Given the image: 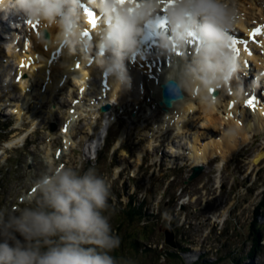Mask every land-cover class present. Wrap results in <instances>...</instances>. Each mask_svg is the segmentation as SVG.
I'll return each mask as SVG.
<instances>
[{
	"label": "rangeland",
	"instance_id": "1",
	"mask_svg": "<svg viewBox=\"0 0 264 264\" xmlns=\"http://www.w3.org/2000/svg\"><path fill=\"white\" fill-rule=\"evenodd\" d=\"M13 45L9 39L0 44V63L11 60V71H7L8 67L4 70L7 75L0 68V209L26 206V201L35 195V182L49 166H71L81 171L94 167L111 182L110 208L106 214L110 215L113 232L121 238L116 252L130 264H264V158L259 166L254 162L257 154L264 153V131L255 134L247 145L238 147L225 159L228 162L222 163L218 157L204 165L199 177L190 180L194 165L188 158L189 146L184 143L187 139L176 137L180 133L170 129L165 138L158 132L155 140H151L156 123L166 119L167 114L148 101L145 93L138 102L114 105L110 115L103 114L100 121L99 114L93 111L96 105H91L96 96L94 91L99 90H93L91 85L92 97L88 94L78 98L70 87L58 91L52 103L56 108L54 120L47 113L51 105H42L38 97L43 90L39 81L28 84L33 95L30 100L27 93L6 97L4 82L15 83L13 68L21 67L16 57L8 53ZM98 84L103 92L104 87L99 81ZM79 106H86L81 119ZM23 107L25 116L20 113ZM73 117L77 118L71 122ZM105 119L110 121V129L104 146ZM120 136L125 139L121 144ZM67 137L76 144L71 142L68 146ZM19 138L20 143L9 145ZM95 142L100 143L99 154L89 150ZM114 142L117 147L112 150ZM56 148L58 159L54 158ZM132 199V207L142 212L141 220L133 223L124 212ZM254 222L257 224L252 232ZM167 228L174 233L176 247L165 245ZM258 229L260 240L256 243ZM135 235L138 252L132 248L131 238ZM145 247L153 251L146 255ZM170 252L177 257L171 258ZM158 253L159 259L155 256Z\"/></svg>",
	"mask_w": 264,
	"mask_h": 264
},
{
	"label": "clouds",
	"instance_id": "2",
	"mask_svg": "<svg viewBox=\"0 0 264 264\" xmlns=\"http://www.w3.org/2000/svg\"><path fill=\"white\" fill-rule=\"evenodd\" d=\"M82 0H0V12L55 27L52 43L77 49L87 58L98 48V65L113 77L119 89L131 86L125 61L140 49L145 25L158 34L162 54L186 50L193 39L198 49L191 60L180 57L170 65V92H191L206 108L219 98L210 90L221 89L236 77L239 62L231 45L230 31L236 13L229 0H137L121 5L117 0H91L89 7L103 15L96 29L98 42L85 35L87 16ZM134 9V11H130ZM167 27H159L162 17ZM264 71V69H262ZM264 86V77L256 87ZM103 125L108 124L105 119ZM232 134V129L226 131ZM35 195L24 207L0 209V264H130L113 253L121 238L110 223L111 182L96 169L81 171L71 166H49L35 182Z\"/></svg>",
	"mask_w": 264,
	"mask_h": 264
},
{
	"label": "bare ground",
	"instance_id": "3",
	"mask_svg": "<svg viewBox=\"0 0 264 264\" xmlns=\"http://www.w3.org/2000/svg\"><path fill=\"white\" fill-rule=\"evenodd\" d=\"M164 1L167 2V0ZM89 5V0H83L82 9L85 13L87 10H90ZM230 7L235 9L236 21L233 31L238 37L247 38L245 37V34H247L249 38V36H251L250 33L254 28L259 29V25L254 20L264 19V3H261L260 0H249L248 4H244L237 2L236 0H232ZM12 13L13 11H9L6 18L1 17L0 19V29L3 30L0 31V40L3 42H7L8 39L12 41V44L15 46L13 45V49H11V47L8 50V53L9 55H14V57H16L21 67L18 69H16L17 67L13 68L16 70L15 76L18 77H15L17 79L15 83H11V81L4 82L5 84L3 85L6 86V90H4L7 91L6 94L8 95L6 97H10L11 99V97L13 98L17 93H27L26 97L30 100L33 95L31 94L30 89H28V84L30 81H39L43 90L39 93L40 95H38V97L41 98L42 105L45 103L51 105L49 111L47 110V113L49 114L48 117L51 120H54V112L56 111V108L52 106V103L54 102L58 91H62L63 89L70 87L78 98H85V96H87L90 92V89L87 87L89 84L93 90H99V92L94 91L93 95L96 93L95 97H98L100 92L103 93L98 84V81L101 83L103 80V69L98 65L96 60L98 48H94L92 53L87 58L79 49L72 54L65 45L52 43L58 33V30L55 27H51L42 22L34 23L37 25L36 27L27 26V30L25 28V34L27 37H23L25 42L22 43L13 31V19L10 18ZM87 21L88 19L86 20V23ZM35 28H37L38 31H35ZM261 29H264V23H262ZM3 32L5 33L3 34ZM8 35L10 38H8ZM93 35V42L97 43L98 37L96 36V30L93 31ZM253 37L255 42H247L249 44V50H252L254 53L252 56H248L247 51H244L242 40L238 39L234 46H232L238 61L240 60V62L243 63V66L239 64L240 70L236 74V77L232 80V82L223 87L222 91L218 92L216 97L219 98V103L215 107L206 108L201 104L198 98V94L200 92L199 87H196L191 92L183 90L184 98L180 101H176L172 108L161 106V104H159L161 99L160 85L168 82V75H164L159 78L157 86L155 79H149V84L147 79L149 70L147 66H144V68L140 67L139 69L135 67V70L127 73L133 83L131 88L126 87L119 89L115 84L113 77L108 78L107 97L106 99L99 101L96 105V110L93 111H96L100 116V108L103 103L125 105L131 100H133V102H138L140 99L139 96L142 94H138L137 86L139 87L141 81H143L146 86L150 85L152 87L151 89L154 91L153 102L158 101L157 108H161L165 111V114H167L165 115L166 119L160 121V123L157 122L156 126L153 128V133L151 134L152 141L155 140L158 132H160V136L164 137V135L169 131L177 129V134L180 133V135H177L176 137L187 139L184 143L189 146L188 158L191 159V164L194 165L193 170L195 168H202L203 170L204 167L195 166H204L218 157L222 159V163L228 162L229 160L226 161L225 159H229L230 156H232V154L239 149L238 147L241 145L243 146L246 142L250 143L253 137L256 136L255 134H259V132L264 131V99H256L255 103L251 106L247 103V98L250 96V94L247 96V92H252L253 90L259 92L261 90L262 95V88H264V86L256 87V81L259 82L261 77L264 76L259 75L256 81H249V75L253 78L257 75L259 69L264 67V34L253 35ZM60 47L62 50L61 53H58L57 50ZM189 50H191L189 57V60H191L196 53L195 50H197V47H195V50ZM53 52L55 53L54 59L50 63L49 60L52 58ZM158 56L159 55L157 54L150 56V60H157ZM140 57L141 56L137 58L138 63L145 65V60ZM243 59L246 60V62H243ZM10 63L11 60H8L6 63H0V68L2 69V72H4V75H7L4 71L7 67V71H11L9 68V66H11ZM142 71L143 73L147 72V75L144 76L141 74ZM242 72L245 73V76L241 74ZM23 75H25L24 78ZM92 79L93 81H91ZM9 92H11V94H8ZM89 95L91 97L93 96L92 94ZM227 100L228 102H226ZM231 102H235L233 106H230ZM85 107L86 106L80 107L78 112L80 119L85 115L83 112V108ZM24 108L25 107H23L22 110L19 108L21 110L20 113L23 115L26 113ZM96 112L94 114H96ZM109 113L110 112L108 111L107 113H104V115ZM151 114H154V116L157 115L156 112H151ZM76 118L73 117L71 122L76 120ZM156 121L157 120H155V122ZM95 124L96 123L94 122L91 125L92 128L95 127ZM108 124H106L102 130L104 135L103 142H105L107 138V129H110ZM229 128L232 129L231 135L226 134V131ZM126 131L128 130H125V133ZM65 133H69L68 129ZM124 134L121 135L124 136ZM123 136H120V144L125 140H123ZM25 138L26 136L22 139L24 140ZM22 139L19 138L18 140H13V142L11 141L9 145L14 143L17 144V142H21ZM66 142L68 146L71 145V142L76 144L71 137L70 139L67 137ZM99 142L101 143L102 141ZM99 142L93 143V146H90L89 150L91 148L94 153L99 154ZM180 143L182 144L183 142L180 141ZM51 154L52 152L49 151L48 155L50 156ZM179 154L183 155V152H180ZM263 157L264 153L260 152L257 154L254 159L255 164L263 159Z\"/></svg>",
	"mask_w": 264,
	"mask_h": 264
},
{
	"label": "water",
	"instance_id": "4",
	"mask_svg": "<svg viewBox=\"0 0 264 264\" xmlns=\"http://www.w3.org/2000/svg\"><path fill=\"white\" fill-rule=\"evenodd\" d=\"M161 101L160 104L166 108H172L174 103L176 101H180L184 98V93L182 89L177 90L174 94L170 92V85L169 81L166 82L165 84H161ZM110 109V106H104L102 107L101 111L102 112H107ZM56 125L53 123L52 124V130H55ZM202 168H195L193 170V174L190 177L191 180L194 178L198 177L201 172ZM165 244L169 245L171 247H176V241H175V236L171 228H167L165 231Z\"/></svg>",
	"mask_w": 264,
	"mask_h": 264
},
{
	"label": "trees",
	"instance_id": "5",
	"mask_svg": "<svg viewBox=\"0 0 264 264\" xmlns=\"http://www.w3.org/2000/svg\"><path fill=\"white\" fill-rule=\"evenodd\" d=\"M133 201V200H132ZM124 212H125V214L127 215V219H128V221L129 222H131V223H133L136 219H138V220H141V217H142V212H141V210L139 211V210H137L136 208H133L132 207V203L130 202V204H129V206H128V208H126L125 210H124ZM256 222H254L251 226H252V232L255 230V226H256ZM132 225V224H131ZM260 229V228H259ZM259 229L257 230L258 232H256V238H255V240H256V243H259ZM136 238H138V236L137 235H135V237H132L131 239H132V248L134 249V250H136L137 252H138V248H139V244H137V241H136ZM254 240V241H255ZM144 253L146 254V255H148V253H150L151 251H153V249L152 248H147V247H145V249H144ZM156 251V250H155ZM113 255H115L117 258H121V256H120V254H118L117 252H115V253H113ZM161 255V253H158V255L156 254L155 256H157L158 257V259H159V256ZM171 258H173V257H177V254L176 253H174V252H170L169 254H168ZM198 264H200V263H198Z\"/></svg>",
	"mask_w": 264,
	"mask_h": 264
},
{
	"label": "snow or ice",
	"instance_id": "6",
	"mask_svg": "<svg viewBox=\"0 0 264 264\" xmlns=\"http://www.w3.org/2000/svg\"><path fill=\"white\" fill-rule=\"evenodd\" d=\"M118 3H120L121 5L125 4L126 2H128V0H117ZM167 2L170 4H172L174 2V0H167ZM167 9H165L164 11L166 12ZM130 11H134V9H130ZM86 16L88 18V21L87 23L91 26V29L92 30H95L100 22V17L98 18V15L95 11L93 10H87L86 12ZM29 24L32 25L33 27H36L37 25L34 24L32 21H29ZM159 27L161 28H166L167 27V18L166 16L162 17L160 19V22H159ZM91 31L89 30H86L85 31V35L86 36H89ZM257 34H264V29H257L253 32V35H257ZM230 39H232V37L230 36ZM249 105L251 106L252 104L255 103L254 99L253 100H250L248 101Z\"/></svg>",
	"mask_w": 264,
	"mask_h": 264
}]
</instances>
